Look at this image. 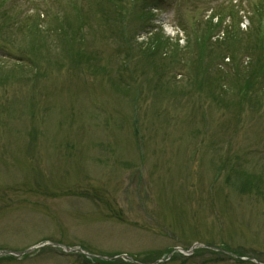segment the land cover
<instances>
[{"label": "rangeland", "instance_id": "374dc122", "mask_svg": "<svg viewBox=\"0 0 264 264\" xmlns=\"http://www.w3.org/2000/svg\"><path fill=\"white\" fill-rule=\"evenodd\" d=\"M43 241L264 264V0H0V251Z\"/></svg>", "mask_w": 264, "mask_h": 264}, {"label": "trees", "instance_id": "16d2710c", "mask_svg": "<svg viewBox=\"0 0 264 264\" xmlns=\"http://www.w3.org/2000/svg\"><path fill=\"white\" fill-rule=\"evenodd\" d=\"M127 14H128V11H127V13H126L124 16L121 17V19H120V24H121L122 21L125 20ZM118 83H119V82H118ZM118 83H117V84H118ZM99 264H109V263L100 262Z\"/></svg>", "mask_w": 264, "mask_h": 264}]
</instances>
